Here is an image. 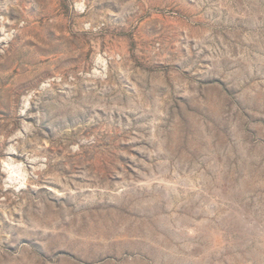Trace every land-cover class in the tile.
Segmentation results:
<instances>
[{
	"label": "rangeland",
	"instance_id": "374dc122",
	"mask_svg": "<svg viewBox=\"0 0 264 264\" xmlns=\"http://www.w3.org/2000/svg\"><path fill=\"white\" fill-rule=\"evenodd\" d=\"M0 264H264V0H0Z\"/></svg>",
	"mask_w": 264,
	"mask_h": 264
}]
</instances>
